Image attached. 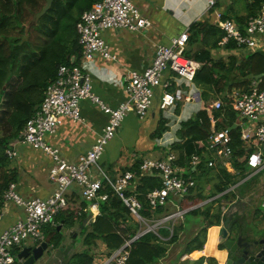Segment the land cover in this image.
I'll use <instances>...</instances> for the list:
<instances>
[{"label":"built area","instance_id":"obj_1","mask_svg":"<svg viewBox=\"0 0 264 264\" xmlns=\"http://www.w3.org/2000/svg\"><path fill=\"white\" fill-rule=\"evenodd\" d=\"M220 0H208L209 8H215ZM218 25L223 31L219 45L226 47L234 43L236 50L250 54L264 51V4L256 16L248 19L242 29L233 19L224 18L217 12ZM151 21L144 17L132 0H101L93 4L85 12L77 31L82 56L79 66L62 65L57 77L46 89L44 100L20 132L16 141L18 144L29 146L48 156L50 165L49 179L56 185L53 194L48 198L23 197L17 191V183H11L2 197V203L15 204L24 210L25 217L10 226L0 234V264H18L17 250L26 241L41 243L45 241L42 228L50 225L57 227V217L69 206V197L74 189L78 190L84 202L90 203L88 209L94 211L100 202L109 200V193H104L105 184L130 209L132 215L140 223L141 229L137 235L118 250L109 254L104 260H95L93 264H128L131 255V244L149 232L158 237L162 228H171L184 218L187 209L178 210L156 222H149L140 215L142 203L138 194L127 195L133 186L137 173L127 170L112 177L101 166V159L109 142L117 135L122 122L131 113L140 119H145L154 103L156 89L164 88L161 100L162 111H171L182 99V90L168 91L170 82L163 81L167 72L176 74L187 84L195 82L196 74L201 65L184 55L189 43L188 31L172 39L170 45H159L155 51L152 63L142 72H130L126 75L128 98L118 108H111L103 102L92 90V79L86 64L97 57L104 60H116L109 51L102 34L107 30H126L141 32L151 27ZM261 80H253L247 88L234 89L226 98H218L208 105L209 114L215 111L231 108L237 114V128L240 129L241 141L246 150V162L251 173L264 169V89L260 87ZM89 100L99 106L109 116V122L103 134L91 149L79 159L71 163L66 160L61 150L47 142L46 137L54 135L64 118L73 123L82 121L81 102ZM186 101H193L190 96ZM211 133L203 142L202 155H192L189 165L178 164L179 156L172 147L164 148L157 159H145L140 164L142 174L157 173L161 179V187L150 191L146 198L152 210L166 207L177 198L185 197L195 188L194 176L187 171L196 169L203 160L208 167H218L220 159L225 166H232L234 150L232 138L228 130H217V119L210 115ZM10 160L19 157L16 145L5 151ZM205 158V159H203ZM264 210V201L261 204ZM192 209V207H191ZM264 214V212H263ZM0 213V220L2 219ZM95 221V220H94ZM145 224V228H142ZM165 226V227H164Z\"/></svg>","mask_w":264,"mask_h":264},{"label":"trees","instance_id":"obj_2","mask_svg":"<svg viewBox=\"0 0 264 264\" xmlns=\"http://www.w3.org/2000/svg\"><path fill=\"white\" fill-rule=\"evenodd\" d=\"M101 0H55L51 9L38 21L36 26L27 32L29 23L34 15L41 12L46 0H0V209L3 206L2 197L11 183H16L18 173L11 169V160L5 151L18 140L20 132L25 128L28 121L40 108L45 92L49 84L55 80L59 68L62 65L79 66L82 49L79 44L77 24L82 15L89 11L93 4ZM264 0H254L248 3V16H256ZM224 18H230L227 15ZM248 17H238L240 26H244ZM243 29V27H242ZM189 49L192 46L194 53L185 51L184 55L201 64L195 78L197 86L212 92L217 98H226L233 89L247 88L255 77L264 74V51L247 54L239 65L234 63L226 65L224 62H215L211 56V49L219 46L224 36L223 31L217 25L197 22L190 28ZM200 45L194 48L195 45ZM236 49L234 43L226 46ZM75 58V61H72ZM264 89V77L260 82ZM218 120L217 130H228L237 122V114L229 107L214 113ZM167 121L159 123L152 137L158 139L167 129ZM211 120L206 111H199L189 121L181 124L178 132L179 142L173 145V150L179 156L178 164L188 166L192 155L204 152L203 142L211 133ZM232 138L234 155L232 165L236 171L229 173L219 164L218 167H208L206 160L196 169L189 168L187 171L194 176L196 186L184 197L183 209L195 208L189 211L187 217L202 218L207 228L190 241L182 255H191L204 249L208 227L220 226L226 219L219 208L212 213V207L208 204L221 202L220 199H232L236 193L228 192L220 198L206 204L205 208L198 207L205 200L202 193L196 194L198 181L203 180L211 171H218L220 182L215 186L218 195L236 186L240 180H244L250 170L247 165L246 150L241 141L240 129L236 128L229 132ZM13 142L11 145L10 143ZM205 159V158H203ZM140 162L136 163L130 171L137 173L133 186L127 191V195L138 194L142 203L140 215L150 219L153 215L164 212L163 207L152 210L147 194L161 187V179L157 173L142 174ZM137 183V184H136ZM134 187V188H133ZM104 193H109V200L100 202V215L91 225V230L85 233V241L92 242L102 240L112 252L120 249L126 242L137 235L141 229L140 223L132 215L124 202L113 193L105 184ZM196 194V196H194ZM186 201V202H185ZM206 201V200H205ZM73 207L69 205L57 217V221L71 224L76 218L86 220L85 214L74 216ZM200 217H199V216ZM188 223L191 219L187 220ZM232 223H237L233 221ZM184 226L175 225L173 232L168 228H162L159 232L161 237L167 238V244L178 242L179 231ZM50 242L54 247L59 246L64 237L58 232V226L51 229ZM206 247V246H205ZM222 249V247H220ZM20 250H17V254ZM168 252V246L155 233L149 232L131 244V255L128 264H153ZM93 259L85 252L75 256L73 264H93Z\"/></svg>","mask_w":264,"mask_h":264},{"label":"crops","instance_id":"obj_3","mask_svg":"<svg viewBox=\"0 0 264 264\" xmlns=\"http://www.w3.org/2000/svg\"><path fill=\"white\" fill-rule=\"evenodd\" d=\"M132 1L142 15L151 21V27L141 32L126 30H107L103 32L102 37L106 41L109 51L116 57V60H104L97 57L86 64L92 79L93 92L111 108H118L128 98L126 75L130 72L144 71L152 63L155 51L159 45H170L173 38L185 31H188L190 34L191 26L197 22L217 25L219 27L217 12H221L224 17L227 15L230 17L229 19H233L236 22H238V17H248L249 19L252 16H248L247 5L254 0H220L216 7L212 9L209 8L208 0ZM246 23L242 26L243 28L246 26ZM197 46L200 45L194 46L196 50ZM188 50L190 53L195 52L192 46L189 49V44L185 48V51ZM246 55L243 51L219 45L217 48L211 49L210 57L215 62L221 61L226 65L234 63L236 60V65H239ZM72 61L74 62L75 60L72 59ZM163 81L172 84L168 89L170 92L181 89L182 99L177 102L175 108L165 113L161 109V100L165 89L159 87L155 92L152 109L145 119H140L135 113L127 116L122 122L117 135L109 142L107 151H105L101 162L102 168L112 177H116L129 170L138 162L142 163L145 159L160 158L164 148L172 147L173 149V145L179 142L178 132L181 129V124L189 121L197 112L206 111L209 116L215 115L216 111L209 114L206 110L209 104L218 99V96L214 97L212 92L206 91V95L204 89L197 86L195 82L187 84V82L181 80L176 74L171 72L163 75ZM190 96L193 98V101H186ZM80 105L82 111V121L80 123L75 124L68 118H64L56 133L46 137L47 142L59 148L62 156L71 163L76 162L80 156L86 154L91 149L99 136L103 134V130L109 122V116L91 101L84 100ZM162 119L168 120V129L158 139H154L152 134L158 128ZM171 121H174L178 125L177 130L169 127ZM127 130L129 131L127 132ZM15 145L16 147L21 146V149H18L19 157L21 154L23 155L21 159L17 160L19 157L16 159V163H13L15 160H11L10 165L11 169L16 170L18 173V180L16 181L18 193L23 197H50L56 189V185L49 179L51 159L29 146L18 144L16 141ZM33 156H35V161ZM245 159L246 157L244 156L240 161ZM220 164L229 173L234 174L236 172L233 165L225 166L223 163ZM260 172H250L249 175L254 176ZM246 180H240L236 186L228 190L231 193H236V197L233 199L231 197V201L230 198L229 200L225 198L220 199L221 202L208 204L220 198L223 194L228 193V191H225L222 194L212 196L216 191L215 186L220 182V179L217 170L211 171L203 180L198 181L196 194L202 193L206 200L198 207L203 209L208 204L209 207H212L211 212L214 213L221 204L224 215H227L233 221L240 220L243 227V224L250 222L248 217L250 216V211H252L254 199L260 197L264 192L263 180L254 183ZM183 201V197L177 198L174 203H170L163 208L164 212L162 214L153 215L152 218L147 220L149 222H156L165 216L175 213L179 207L183 209ZM86 203L81 199L79 191L74 189L69 197V205L74 209V216L85 214L86 220L83 225L80 224L81 221L77 218L71 221V224H67L68 229L65 233H61V230L66 225L65 221L62 223L57 221V226L61 228L58 232L61 233L64 239L59 246L54 247L53 243L50 242V236L47 238L45 235V241L49 242L51 250L50 254L45 256L44 261L49 259L50 264H73L75 256L81 253L86 252L93 261L104 260L111 254V251L102 240H97L95 243L92 242L89 245L85 241V235H82L84 229H86V233L90 232L91 225L100 215V204L96 210L90 211ZM195 208H186L188 210L187 213ZM0 213L3 215L0 220V234L25 217L24 210L13 203L7 205L3 203ZM188 219L189 216L185 215L182 220L176 223V225L184 226V229L179 231L178 242L167 244L166 241L168 239L161 237L159 234L162 241L168 246V252L165 257L153 264H189L190 261L199 260L202 257H206L209 262L217 261V259L221 262L220 258L215 255H208L207 252L214 227H208L207 229V245L205 244L206 247L204 246L203 250L191 255H182L187 244L196 238L203 229L207 228L206 222L201 217L197 218L195 216L189 223ZM242 227L237 225V228L240 230H243ZM173 229L174 226L171 228V233ZM258 231L260 232L259 235L245 233L244 236L254 235L255 239L264 238V225ZM79 237L84 241L82 251L77 248ZM38 244L33 242L31 246ZM26 246L29 245L25 242L18 250ZM218 246L219 237L216 250L219 253H223L218 249ZM18 264L20 263L18 262Z\"/></svg>","mask_w":264,"mask_h":264},{"label":"water","instance_id":"obj_4","mask_svg":"<svg viewBox=\"0 0 264 264\" xmlns=\"http://www.w3.org/2000/svg\"><path fill=\"white\" fill-rule=\"evenodd\" d=\"M55 0H46L45 6L41 12L34 15L33 20L29 23L27 32L30 28L36 26L38 21L51 9ZM75 60V58H72ZM264 74L255 77L260 80ZM237 125L228 129L229 132L236 129ZM58 227V231L60 230ZM219 246L221 252H225L224 261L218 259L214 262H209L206 257L199 260H192L189 264H264V240H257L254 235L246 241L245 238L238 234V228L232 219H226L219 227ZM76 237V236H74ZM222 247V249H220ZM50 244L48 241H43L38 245L26 246L17 254V259L20 264H50V260H46L45 256L50 254Z\"/></svg>","mask_w":264,"mask_h":264},{"label":"rangeland","instance_id":"obj_5","mask_svg":"<svg viewBox=\"0 0 264 264\" xmlns=\"http://www.w3.org/2000/svg\"><path fill=\"white\" fill-rule=\"evenodd\" d=\"M165 113H168L167 111H164ZM195 115H193L192 117H194ZM169 127L170 128H173V129H178V125L174 122V121H171V123H169ZM129 130H127L128 132ZM176 132V131H175ZM14 141H12L10 144L12 145ZM15 145V144H14ZM17 149H21V146H17L16 147ZM107 148H108V145L106 147V151H107ZM263 149H264V145H263ZM21 151V150H20ZM23 157V155L21 154L20 157L17 159H21ZM33 159L35 161V156H33ZM103 159V157H102ZM102 159L100 161V163L102 162ZM10 160V159H9ZM17 160L13 161V163H16ZM218 162V165L220 164L221 160L218 159L217 160ZM247 176L244 180L246 181H250V183H254V182H259L260 180H263V183H264V169L257 175H254V176ZM228 191V190H227ZM229 192V191H228ZM82 199V198H81ZM83 200V199H82ZM84 201V200H83ZM262 201H264V192L263 194L260 195V197L258 198H255L254 201H253V204H252V211H250V216L248 217V219L250 220V222L246 223V224H243V232L244 233H255L256 235L260 234V232L258 231L259 228H263V225H264V210L262 209ZM88 205H90V203H86ZM195 217H189V219H194ZM189 225V224H188ZM165 227V226H164ZM142 228H145V224L143 225L142 224ZM51 229H54L52 226L50 225H46L42 228V231H44L46 237L48 238L50 236V232L52 231ZM68 229V226L67 224L64 226V229L61 230V233H65ZM86 233V229H84L83 231V234L82 235H85ZM84 241L82 240L81 237L78 238V244H77V248L82 251V247H83V243ZM27 245L31 246L32 245V241H26Z\"/></svg>","mask_w":264,"mask_h":264},{"label":"bare ground","instance_id":"obj_6","mask_svg":"<svg viewBox=\"0 0 264 264\" xmlns=\"http://www.w3.org/2000/svg\"><path fill=\"white\" fill-rule=\"evenodd\" d=\"M219 229L218 227H214L212 230V237H211V242H210V246L208 247V255H215L218 258H220V260L223 262L224 258H225V254L224 253H219L216 250V246L218 244V237H219ZM207 255V254H206Z\"/></svg>","mask_w":264,"mask_h":264},{"label":"flooded vegetation","instance_id":"obj_7","mask_svg":"<svg viewBox=\"0 0 264 264\" xmlns=\"http://www.w3.org/2000/svg\"><path fill=\"white\" fill-rule=\"evenodd\" d=\"M237 222H238V224L237 225H239L240 227H242V223H241V221L240 220H236ZM241 232H243V230H240V229H238V234L240 235V236H242L243 238H245V240L246 241H249V238H250V236H244V232L243 233H241ZM257 240H264V238H259V239H257Z\"/></svg>","mask_w":264,"mask_h":264}]
</instances>
